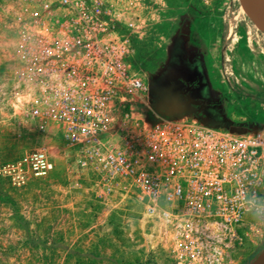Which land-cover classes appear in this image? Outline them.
<instances>
[{"label":"built area","instance_id":"2783aa9c","mask_svg":"<svg viewBox=\"0 0 264 264\" xmlns=\"http://www.w3.org/2000/svg\"><path fill=\"white\" fill-rule=\"evenodd\" d=\"M18 105L54 124L96 192L135 191L172 242L174 264H233V244L264 243V129L236 132L151 107L131 56L134 16L109 0H42L17 13ZM54 167L48 149L0 162L19 188Z\"/></svg>","mask_w":264,"mask_h":264},{"label":"rangeland","instance_id":"374dc122","mask_svg":"<svg viewBox=\"0 0 264 264\" xmlns=\"http://www.w3.org/2000/svg\"><path fill=\"white\" fill-rule=\"evenodd\" d=\"M41 1L0 0V162L41 147L54 162L46 176L22 187L0 180V264H174L168 234L144 214L135 191L98 195L94 176L78 169L54 124L38 130L18 105L13 22ZM109 1L121 20L135 18L131 60L149 85L153 109L191 115L188 102L173 108L176 97L166 88L196 82L200 93L192 95L213 100L209 110L224 127L264 129V33L239 0ZM174 61L195 74L177 72ZM256 246L234 243L233 264L252 258Z\"/></svg>","mask_w":264,"mask_h":264},{"label":"water","instance_id":"95a60500","mask_svg":"<svg viewBox=\"0 0 264 264\" xmlns=\"http://www.w3.org/2000/svg\"><path fill=\"white\" fill-rule=\"evenodd\" d=\"M239 3L253 24L264 33V0H239ZM190 109L189 105L183 108L184 111ZM259 248L257 254L242 264H264V243Z\"/></svg>","mask_w":264,"mask_h":264},{"label":"trees","instance_id":"16d2710c","mask_svg":"<svg viewBox=\"0 0 264 264\" xmlns=\"http://www.w3.org/2000/svg\"><path fill=\"white\" fill-rule=\"evenodd\" d=\"M172 66L175 67L174 70H177V72L179 71L184 75L188 74L189 76H192L196 72L194 68H192L191 66H186V64H183L182 62L178 63L177 61L176 62L174 61ZM191 86L194 87L193 88L194 92L200 93L199 87H201V83L196 84V82H194ZM204 100L206 102V109L202 113H192L191 115L194 116L195 118H197L198 121L203 123V124H206V125H209L212 127L228 129V128L224 127L223 124L219 123L218 118H219L220 114L218 112H214V111L211 112L210 111L211 110L210 107H213L215 104L213 102V100H210V99H204ZM155 110H157V109L155 108ZM157 111L160 112L159 110H157ZM160 113H162V112H160ZM162 114L164 116L171 117L170 115H166L164 113H162Z\"/></svg>","mask_w":264,"mask_h":264},{"label":"flooded vegetation","instance_id":"af4514ba","mask_svg":"<svg viewBox=\"0 0 264 264\" xmlns=\"http://www.w3.org/2000/svg\"><path fill=\"white\" fill-rule=\"evenodd\" d=\"M193 88L192 86H183L182 89L177 90H170V88H166V91L168 92L167 94H171V96H175L176 97V105H174L173 108H176L177 106H180V103L182 104H186L187 102L193 106V110L192 112L194 113H202L205 110V105L206 102L204 100H201L200 98H196L194 97L192 94L193 92ZM195 99H200V100H195ZM179 100V101H178ZM204 101V102H203ZM200 104H202L201 107ZM164 107L162 106L161 108V112L165 113V109H163Z\"/></svg>","mask_w":264,"mask_h":264},{"label":"crops","instance_id":"0c3cea01","mask_svg":"<svg viewBox=\"0 0 264 264\" xmlns=\"http://www.w3.org/2000/svg\"><path fill=\"white\" fill-rule=\"evenodd\" d=\"M258 247H260V246H258ZM258 247H257V248H258ZM257 248H256V249H257Z\"/></svg>","mask_w":264,"mask_h":264}]
</instances>
